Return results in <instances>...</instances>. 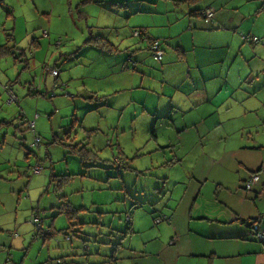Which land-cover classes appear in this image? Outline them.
Here are the masks:
<instances>
[{"label": "rangeland", "instance_id": "1", "mask_svg": "<svg viewBox=\"0 0 264 264\" xmlns=\"http://www.w3.org/2000/svg\"><path fill=\"white\" fill-rule=\"evenodd\" d=\"M6 1L0 0V43L3 44H0V92L3 95L0 98V119L5 115L10 119L0 129V140L6 135L5 143L0 146V172L5 178L0 180V191L11 198L7 219L9 215L15 218L16 208L18 215L16 224L13 222L1 232L7 237L17 232L11 236L16 245L9 247L8 241L0 242L6 264H105L103 260L109 257L102 254L107 250V255L112 253L114 247H108V242L118 241L123 235L124 243L128 239L132 245L138 241L137 233L124 234L131 211L135 224L144 226L147 217H151L153 224L152 214L156 212L151 211L159 210L169 200L171 202V193L178 198L185 186L188 200L185 210L193 199L199 200L202 209L213 205V192L217 184L222 183L226 187L223 192L234 197L231 200L236 205L243 206L242 211L246 212L243 224L248 230L252 231L249 218L257 217L259 211L263 212L264 221V129L248 127L250 121L239 115L230 124L219 119L216 107H213L200 127L197 120V126L181 132L182 122L194 124L195 119L187 116L181 120L178 110L174 109L169 117H165L168 122H163L172 126L156 125L155 141L151 113L159 102L157 114L165 112L166 109L161 107L166 98H157L155 92L139 87L121 89L125 78L120 71L112 72V67L120 53L117 45L130 36H118L115 32L118 26L124 29L127 24L130 27L137 25L145 14H129L130 7L111 10L108 8L110 0ZM157 2L164 6L166 0ZM172 7L170 3L169 8ZM169 14L165 10L152 12L151 29H173L176 22H166ZM124 20L129 23L125 24ZM47 28L51 31L49 38L44 37ZM140 28H131V35L134 29ZM157 38L163 48V58L168 49L167 39ZM37 41H41L39 45ZM145 44L147 46V42ZM3 49L6 52L3 53ZM59 49L63 52V61L66 52L81 55L77 61L71 55L70 60L60 63L51 56ZM21 50L24 54L17 61L12 55H19ZM142 51H145L144 56L149 54L145 62L150 66H146L147 71H142L141 82L144 88H149L151 80L147 75L158 68L160 60L154 59L150 48L144 46ZM52 68L59 72V76L51 72ZM17 75L20 82H12L17 99L9 101L4 85ZM137 76L141 78V74ZM25 79L33 81L31 87L44 81L47 96L20 95L22 89L19 86ZM247 81H244L245 87L253 89L264 84V77ZM76 84L93 86L91 91L94 93L82 95L75 89ZM123 97L129 104L122 112L117 104L113 106L112 103ZM141 98H145L144 101ZM245 106H240L237 112L244 110ZM220 111L225 113L227 110L221 107ZM32 120L41 138L39 145L33 144L34 134L28 125ZM18 127L21 131L16 133ZM91 128L96 129L89 130ZM199 129H202L201 133ZM168 140L171 146L166 148L170 151L157 148V144ZM23 141L25 146L21 144ZM69 142H80L78 147H82L70 151L71 148L64 145ZM173 158L179 161L164 165L163 162ZM237 160L250 164L258 162L252 171L261 167L258 171L260 181L249 191L244 189V180L239 179L235 169ZM51 161L53 173L58 174L53 180H50ZM37 164L42 170L34 173L33 167ZM246 173L247 178L251 171ZM233 182L240 185L232 190L230 185ZM236 189L249 193L245 204L234 195ZM32 215H37V224L31 221ZM48 229L53 234L45 237ZM236 240L238 248L233 249L232 241ZM257 242L253 233L240 239L222 237L218 252L231 256L227 254L235 251L241 260L249 259L251 255L246 254L248 249L245 248L251 249L250 245Z\"/></svg>", "mask_w": 264, "mask_h": 264}, {"label": "crops", "instance_id": "2", "mask_svg": "<svg viewBox=\"0 0 264 264\" xmlns=\"http://www.w3.org/2000/svg\"><path fill=\"white\" fill-rule=\"evenodd\" d=\"M148 1L110 0L108 8L111 10L123 8L124 10L130 7L129 14H145L142 15L137 25L130 27L127 24L129 22L124 20L123 22L127 24V28L120 29L119 26L117 27L115 34L118 36L122 34L124 37L128 34L130 37L117 45L116 49L120 53L114 59L116 63L112 67V72L114 70H116L115 72H122L125 84H123L121 89L139 87L141 90L155 92L157 98H160V96L166 98L162 101L161 107L164 110L166 109V111L157 114L159 102L156 103L157 108L155 107L151 113L153 115L152 137L155 141H157L154 135L156 125L160 124L162 127L164 125L172 126L163 122H168L165 117H169L170 112L174 109L178 110L181 120L187 116L195 119L194 124L182 122L183 125L179 127L181 132L187 130L190 126L196 125L198 123L197 120H199L198 127H200L213 111V107H216L217 117L227 120L230 124L239 115L241 118L250 121L248 127L257 126L260 129H264V114L262 113L264 109V84L253 89H248L244 85V81L246 80H248L247 82H251L255 77H264V0H166L164 6L160 5L157 0ZM8 3H12V1L8 0ZM147 3L152 4V6H148ZM170 3L173 4L171 9L169 8ZM207 7L214 11V15L210 20L203 16L201 10ZM164 10L171 14H169L170 17L168 15L166 22L169 24L172 20V23L176 22L175 26L168 31L152 30L153 25L150 24L152 12ZM122 12H120L121 18ZM70 15L75 19L71 13ZM135 26L146 27L145 33L148 40H145L141 35L135 36L133 33L131 35V28ZM46 30L47 35H44V37L47 36L49 38L50 28ZM250 36H257L259 39L257 41L251 40ZM157 37L167 39L168 49L165 56L160 61L158 60L160 63L159 69L155 68L157 71L152 69L150 74L147 75L151 81H149V88H144L141 82L144 77V72L142 71H147L146 66H150L146 64L147 60L145 59L149 54L144 56L145 51H140L144 49V46L149 48L148 41L158 39ZM3 42H6L5 38ZM12 42L15 43L14 38ZM37 42L39 45L41 41ZM145 42H147V46ZM0 44L1 46L3 45L2 42ZM6 44L7 42L4 45ZM13 45L17 46L16 44ZM107 50L109 51V49ZM2 52L4 53L6 50L3 49ZM23 54L24 51L21 50L19 55L13 54L12 56L17 60ZM66 54L64 61L63 52L60 49L58 52L53 51L51 56L59 60L60 63H65L66 60L71 59V55L74 56L76 61L78 60V56L81 55L71 52H66ZM16 60L15 62L18 61ZM103 63L106 65L104 60ZM54 65L56 64L54 63ZM154 71L155 73H153ZM90 73L94 72L91 71ZM138 73L141 74L140 79L137 76ZM82 74L80 73V75ZM56 76H59V72ZM250 77L251 79H249ZM20 79L17 75L13 81L8 79V84L5 85L12 88V82H20ZM38 82V86L31 87L33 81L25 79L22 85L19 86L22 89L20 95L35 96L38 94L46 97L47 95L44 90L47 87L44 86V81ZM24 87L27 88V91ZM261 87L263 89L260 90ZM92 88L93 86L75 85V89L82 95L83 93L92 92ZM119 90L117 89V91ZM238 92L241 94L238 95ZM147 93L151 94L150 92ZM90 95H88L89 98ZM2 96V92H0V98ZM131 99H133V96ZM144 99L141 98L140 100L144 101ZM126 102L123 97L117 101L113 100L112 105L117 104L118 108L120 107L119 109L123 112L126 107L125 105L128 106L129 104V102ZM243 104L246 105L244 110L237 112V109ZM77 107V104L74 103V108L77 109ZM221 107H224L227 111L221 113ZM9 119L6 118V115L2 116L0 119V129L3 127L2 124ZM145 125H147V120H145ZM19 127L16 129V133L17 130L21 131ZM95 129L91 128L89 130ZM199 132L201 133L202 129H199ZM21 136L23 137V134ZM5 139L6 135L4 134L0 140V146L5 143ZM21 144L25 146L24 141ZM157 145V148L169 150L166 147L171 146V141L168 140L161 145ZM178 161V158H173L169 162L166 160L163 163L164 165L166 163L174 164ZM236 162L237 166L235 169H237V174L241 181L248 175L247 171H252L251 169L258 165V162L256 164L246 163L243 160H237ZM1 173L0 180H5ZM233 183L230 185L232 187L230 189L232 190L236 185L237 187L240 185L239 182ZM20 184L22 185L23 181ZM217 185L218 187L213 192L215 198L213 205L204 209L201 208L198 199H193L191 206L189 208L187 206L185 210V206L188 204V200L186 199L187 187L185 186L183 193L178 198L171 193L169 197L171 202L169 200L166 204L159 207V210L153 209L151 211V213L156 212L154 213L155 215L164 216L159 222H155V215L152 214L153 224L151 223V217H147L144 226L137 225L132 220L131 211L129 221L131 230L125 231L124 234L132 235L137 233L139 238L133 245L129 239L124 243L122 238L120 245L116 247L115 264H264V244L260 241H258L260 243L251 244V249L249 247L245 248L248 249L246 250L248 251L246 254L251 255L249 259L245 258L241 260L239 256L236 257L237 253H234L235 251L227 254L231 256H225L218 252L220 238L240 239V237L246 236L247 233L251 236L253 232L248 230L243 224V216L246 213L242 211L243 206L236 205L231 200L234 197L226 195L223 192L226 187L222 183H218ZM218 189L219 191L217 192ZM220 192H222L221 195ZM234 195H238L243 204L249 199L248 192L242 193L237 189ZM7 201H10V203H7ZM10 205L11 198L0 191V233L3 229L11 227L13 222L16 224L18 220L17 208L15 218L12 219L11 215H9V219H7L8 214L6 213H8ZM181 206L182 209L180 210ZM3 214L6 215L2 217L1 215ZM262 214L263 212L259 211L257 217L249 219H253L261 228H264ZM260 221L261 224L258 223ZM77 223L79 224V222ZM50 233L52 235L53 231L51 230ZM12 235L7 237L1 233L0 242L8 241L9 247L12 244L16 245L17 242L13 241L12 237L14 236ZM50 235L45 237H49ZM232 242L233 249H237L238 240ZM109 246L111 247V245ZM107 253L108 250L102 255L106 258L109 256ZM0 257V264H6L2 251H0ZM103 262L108 264L106 259ZM41 263L43 262H39L38 264Z\"/></svg>", "mask_w": 264, "mask_h": 264}, {"label": "built area", "instance_id": "3", "mask_svg": "<svg viewBox=\"0 0 264 264\" xmlns=\"http://www.w3.org/2000/svg\"><path fill=\"white\" fill-rule=\"evenodd\" d=\"M202 10V14L203 16L210 20L212 19L213 15H214V11L211 8H204L201 9ZM135 36L141 35L145 40L147 39V35L145 33V28L141 27L140 29H134L132 32ZM146 35V36H145ZM253 40L257 41V37H252ZM148 40V39H147ZM149 44V48L152 51V55L154 57V59L156 60H160L163 56V48L161 47V43L158 39H151L150 41H148ZM51 72L56 75L58 73V71L55 68L51 69ZM5 90L7 91L8 95H9V101L11 100H16L17 96L14 93L13 89L8 86V85H4ZM24 115V114H23ZM29 127L32 129L33 134H34V142L33 144L39 145L41 138L40 136L35 132L34 129V121H29L28 122ZM42 170V167L40 165H35L33 167V172L34 173H38ZM259 180V173L258 172H251L249 174V176L245 179V181L243 182V186L244 189L246 191H249L252 189L253 185L256 184ZM37 215H32L31 221L34 224H37L39 222V219L36 218ZM161 218L158 217L155 219V222H158ZM251 228L253 231V234L255 236V238L260 241L261 243L264 244V228H261L256 222H253L251 224ZM49 229L46 230V234H48ZM17 233H13V235H16Z\"/></svg>", "mask_w": 264, "mask_h": 264}, {"label": "trees", "instance_id": "4", "mask_svg": "<svg viewBox=\"0 0 264 264\" xmlns=\"http://www.w3.org/2000/svg\"><path fill=\"white\" fill-rule=\"evenodd\" d=\"M84 1H88V0H84ZM84 1H83V2H84ZM186 1H195V0H186ZM198 11H199V10H198ZM252 37H257V36H250L249 38H251V40H253ZM257 39H259V37H257ZM43 93H44V91H43ZM49 96H50V95H49ZM79 143H80V142H76V144H74V143H72V142H69V143H64V145H67L68 147H70V148H71L70 151H75V150L80 149V148L82 147V146H81V147H80V146L78 147V144H79ZM82 149H83V148H82ZM85 150H86V149H85ZM30 151H31V150H30ZM34 155L37 156L36 152H34ZM85 156L88 157V155H86V154H85ZM86 157H81V158L84 159V158H86ZM129 167H130V166H129ZM50 169H51V171H50V175H51L50 180H53V176H57L58 174H54V173H53V162H52V161H51ZM259 170H261V167L258 168V169L255 170V171H251V172H258ZM63 175H67V176H69L70 174H63ZM259 179H260V174H259ZM244 181H245V179H244ZM258 181H259V180H258ZM70 217H71V216L68 215V218H69V219H70ZM158 217H160L161 219L164 218L163 215H155L154 220H155L156 218H158ZM161 219H160V220H161ZM160 220H159V221H160ZM251 220H252V223L255 222L253 219H251ZM129 221H130V220H129ZM159 221H158V222H159ZM252 223H251V224H252ZM128 230H129V231L131 230V226H130V223H129V222H128L127 229H126L125 231H128ZM125 231H124V232H125ZM50 232H51V231H50ZM50 232H48L47 235H50V234H51ZM123 237H124V236H123ZM123 237H122V238H123ZM122 238H121L120 240H118V241L108 243V245H111V247L114 246L113 249H112L113 252L110 253L109 256H108V257H109V259L107 260V263H108V264H115V263H116L115 251H116V247H117L118 245H120V241L122 240ZM106 243H107V242H106Z\"/></svg>", "mask_w": 264, "mask_h": 264}, {"label": "water", "instance_id": "5", "mask_svg": "<svg viewBox=\"0 0 264 264\" xmlns=\"http://www.w3.org/2000/svg\"><path fill=\"white\" fill-rule=\"evenodd\" d=\"M109 243V242H108Z\"/></svg>", "mask_w": 264, "mask_h": 264}]
</instances>
